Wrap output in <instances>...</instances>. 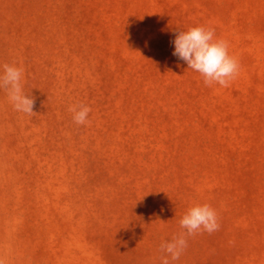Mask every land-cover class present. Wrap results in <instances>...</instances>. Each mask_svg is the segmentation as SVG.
<instances>
[{
  "label": "rangeland",
  "instance_id": "374dc122",
  "mask_svg": "<svg viewBox=\"0 0 264 264\" xmlns=\"http://www.w3.org/2000/svg\"><path fill=\"white\" fill-rule=\"evenodd\" d=\"M196 26L238 60L229 87L172 55ZM3 64L35 113L0 90L4 264H161L195 204L220 228L170 264H264V0H0Z\"/></svg>",
  "mask_w": 264,
  "mask_h": 264
},
{
  "label": "clouds",
  "instance_id": "9594fccd",
  "mask_svg": "<svg viewBox=\"0 0 264 264\" xmlns=\"http://www.w3.org/2000/svg\"><path fill=\"white\" fill-rule=\"evenodd\" d=\"M171 43L174 45L172 55L185 62L188 69L199 73L206 86L219 84L227 88L239 75L238 60L229 55L226 41L214 39L213 29L190 27L179 31ZM0 69V90L7 93L14 110L35 115L34 99L23 93V69L9 64L0 65ZM69 111L73 114L74 123L85 125L91 109L84 105H73ZM179 227L183 231L160 246V251L165 254L161 257V264H170L169 257L172 261L178 260L187 247L189 237L204 232L212 234L219 230L220 225L217 213L210 205L195 204L179 220ZM0 264H4L3 259H0Z\"/></svg>",
  "mask_w": 264,
  "mask_h": 264
}]
</instances>
